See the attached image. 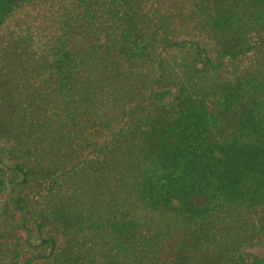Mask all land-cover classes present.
Segmentation results:
<instances>
[{
	"label": "trees",
	"instance_id": "obj_1",
	"mask_svg": "<svg viewBox=\"0 0 264 264\" xmlns=\"http://www.w3.org/2000/svg\"><path fill=\"white\" fill-rule=\"evenodd\" d=\"M6 190L0 264H264V0H0Z\"/></svg>",
	"mask_w": 264,
	"mask_h": 264
},
{
	"label": "rangeland",
	"instance_id": "obj_2",
	"mask_svg": "<svg viewBox=\"0 0 264 264\" xmlns=\"http://www.w3.org/2000/svg\"><path fill=\"white\" fill-rule=\"evenodd\" d=\"M8 190L4 191V193L0 196V212L3 209L4 202L8 197ZM17 219L16 217L13 216V211L8 210L7 213H5L2 216L1 223H2V228L4 231L6 230H11L12 224H14V220ZM16 234V238H20L21 240L27 238L28 233L23 232V231H18L16 233L10 232L9 235ZM30 237L33 242L35 241H40V236L39 233L37 232V229L35 225L31 224V231H30ZM47 235V234H46ZM248 251L256 254L263 255L264 254V244H259L255 246H250L247 248ZM49 251V248L46 246H42V248L38 251L39 254L47 253Z\"/></svg>",
	"mask_w": 264,
	"mask_h": 264
}]
</instances>
